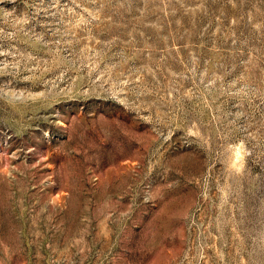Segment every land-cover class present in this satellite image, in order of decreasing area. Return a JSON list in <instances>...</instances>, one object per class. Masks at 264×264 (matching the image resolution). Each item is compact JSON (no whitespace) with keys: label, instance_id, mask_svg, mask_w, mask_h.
I'll list each match as a JSON object with an SVG mask.
<instances>
[{"label":"rangeland","instance_id":"rangeland-1","mask_svg":"<svg viewBox=\"0 0 264 264\" xmlns=\"http://www.w3.org/2000/svg\"><path fill=\"white\" fill-rule=\"evenodd\" d=\"M0 264H264V0H0Z\"/></svg>","mask_w":264,"mask_h":264}]
</instances>
